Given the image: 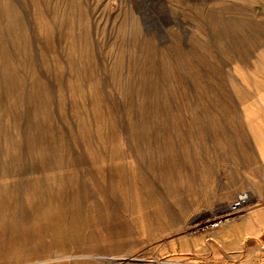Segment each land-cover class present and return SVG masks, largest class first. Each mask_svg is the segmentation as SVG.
Here are the masks:
<instances>
[{
    "label": "rangeland",
    "instance_id": "1",
    "mask_svg": "<svg viewBox=\"0 0 264 264\" xmlns=\"http://www.w3.org/2000/svg\"><path fill=\"white\" fill-rule=\"evenodd\" d=\"M38 1L0 0V264H264V0Z\"/></svg>",
    "mask_w": 264,
    "mask_h": 264
},
{
    "label": "bare ground",
    "instance_id": "2",
    "mask_svg": "<svg viewBox=\"0 0 264 264\" xmlns=\"http://www.w3.org/2000/svg\"><path fill=\"white\" fill-rule=\"evenodd\" d=\"M37 1H38V0H36V2H37ZM39 1H40V0H39ZM39 1H38V4L42 2V0H41V2H39ZM214 2H215V1H214ZM34 3H35V1H34ZM215 3H216V2H215ZM36 4H37V3H36ZM212 4H213V3H212ZM218 4H219V2H218ZM218 4H217V5H218ZM9 8H11V7H9ZM211 8H212V7H211ZM213 8H214V7H213ZM219 8H220V6H219ZM231 8H232V6H231ZM7 9H8V7H7ZM232 9H233V8H232ZM5 10H6V8H5ZM213 10H214V9H213ZM220 10H221V9H220ZM8 11H9V9H8ZM5 12H6V11H5ZM5 12H4V13H5ZM214 12H215V11H214ZM218 12L220 13V11H218ZM218 12H217V13H218ZM7 13H8V12H7ZM5 14H6V13H5ZM6 15H7V14H6ZM6 15H5V17H6ZM215 15H216V13H215ZM219 15H221V14H219ZM8 16H9V13H8ZM8 16H7V17H8ZM32 16H33V15H32ZM234 16H235V15H234ZM255 16H256V14H255ZM71 17H72V16H71ZM202 17H203V16H202ZM202 17H201V18H202ZM204 17H205V19H206L207 16H204ZM209 17H210V16H209ZM235 17H236V16H235ZM235 17H234V18H235ZM245 17H246V16H245ZM247 17H249V16H247ZM261 17L264 19L263 16H261ZM31 18H32V17H31ZM201 18L199 17V20H200ZM212 18L215 19V17H212ZM241 18H242V17H241ZM249 18H253V17H249ZM255 18H256V17H255ZM3 19H4V17H3ZM8 19H10V17H8ZM35 19H37V18H35ZM214 19H213V20H214ZM224 19H225V18H224ZM238 19H239V18H238ZM263 19H262V20H263ZM41 20H42V19H41ZM69 20H70V19H69ZM196 20H197V18H196ZM201 20H202V19H201ZM201 20H200V21H201ZM206 20L209 21V20H212V19H206ZM206 20H205V21H206ZM218 20H219V19H218ZM225 20H226V19H225ZM235 20H236V18H235ZM241 20L243 21V19H241ZM258 20H259V17H258ZM0 21H1V20H0ZM38 21H39V20H38ZM70 21H72V20H70ZM230 21H231V20H230ZM256 21H257V19H256ZM40 22H41V21H40ZM40 22H39V24H37L38 27H39V25H41ZM201 22H202V21H201ZM215 22H216V21H215ZM215 22L213 21V24H212L213 26H214V23H215ZM226 22H227V20H226ZM240 22H241V21H240ZM30 23H31V22H30ZM36 23H37V21H36ZM195 23H196V22H195ZM203 23H204V22H203ZM210 23H212V22H210ZM210 23H209V24H210ZM236 23L238 24L239 22H236ZM243 23H245V22H243ZM243 23H242V25H243ZM247 23H248V22H247ZM259 23H260V22H259ZM32 24H33V23H32ZM192 24H193V23H192ZM196 24H198V22H197ZM205 24H207V23H205ZM229 24H230V23H229ZM237 24H236V25H237ZM254 24H255V23H254ZM207 25H208V24H207ZM212 25H210V26H212ZM216 25H217V24H216ZM216 25H215V26H216ZM226 25H227V24H226ZM230 25H231V24H230ZM234 25H235V24H234ZM234 25H233V27H235ZM33 26H34V24H33ZM191 26H192V25H191ZM201 26H202V27H201ZM201 26H200V28H203V26H205V25H201ZM243 26L245 27L246 24H244ZM247 26H248V25H247ZM250 26H251V24H250ZM9 27H10V26H9ZM43 27H44V26H43ZM205 27H208V26H205ZM216 27H219V26H216ZM227 27H228V26H227ZM227 27H226V28H227ZM237 27H238V25H237ZM248 27H249V26H248ZM2 28H5V27L3 26ZM7 28H8V27H7ZM10 28H11V27H10ZM39 28H40V27H39ZM39 28H38V29H39ZM198 28H199V27H198ZM211 28H212V27H211ZM12 29H13V28H12ZM42 29H43V28H42ZM59 29H60V28H58V31H59ZM207 29H208V28H207ZM214 29H215V28H214ZM214 29H213V30H214ZM217 29H220V28H217ZM229 29H230V28H229ZM229 29H227V32L230 33V32H231L230 30H232V32H233V28L230 29V30H229ZM234 29H236V28H234ZM238 29H239V28H237V30H238ZM241 29H242V27H240V30H241ZM250 29H251V28H250ZM258 29H259V28H258ZM194 30H195V29H194ZM205 30H206V29H205ZM208 30H210V27H209ZM208 30H207V31H208ZM222 30H223V29H222ZM228 30H229V31H228ZM240 30H239V31H240ZM2 31H3V29H2ZM4 31H5V30H4ZM4 31H3V32H4ZM12 31H13V30H12ZM60 31H61V30H60ZM60 31H59V33H60ZM202 31H203V30H202ZM225 31H226V30H225ZM247 31H248V30H247ZM200 32H201V31H200ZM200 32H199V33H200ZM210 32H212V31H210ZM214 32H215V31H214ZM214 32L212 33V35H214ZM218 32H219V31H218ZM220 32H221V31H220ZM222 32H223V31H222ZM0 33H1V32H0ZM234 33H235V32H234ZM242 33H243V32H242ZM249 33H250V30H249ZM200 34H201V33H200ZM217 34H218V33H216V35H217ZM236 34H237V33H236ZM244 34H245V33H244ZM3 35L5 36V33H4ZM10 35H11V33H10ZM180 35H181V34H180ZM251 35H252V34H251ZM12 36H13V35H12ZM201 36H203V35H201ZM205 36H206V35H205ZM209 36H210V35H209ZM209 36H207V37L209 38ZM246 36H247V34H246ZM252 36H253V35H252ZM215 37H216V36H215ZM168 38H169V37H168ZM196 38H197V37H196ZM201 38L203 39V37H201ZM241 38H242V37H241ZM246 38H247V37H246ZM11 39H12V38H11ZM171 39H172V38H171ZM176 39H177V37H176ZM178 39H179V38H178ZM199 39H200V37H199ZM204 39H205V38H204ZM215 39H216V38H215ZM235 39H236V38H235ZM237 39H238V38H237ZM243 39H245V38H243ZM205 40H206V39H205ZM208 40H209V39H208ZM246 40H247V39L242 40V41H246ZM171 41H172V40H171ZM171 41H170V42H171ZM175 41H177V40H175ZM175 41H174V42H175ZM183 41H184V40H182V43H183ZM199 41H200V40H199ZM206 41H207V40H206ZM210 41H211V40H210ZM210 41H209V42H210ZM217 41H218V39H217ZM242 41H239V42L241 43ZM11 42H12V41H11ZM14 42H15V41H14ZM172 42H173V41H172ZM1 43H2V42H1ZM179 43H181L180 40H179ZM184 43H185V42H184ZM186 43H187V42H186ZM195 43H196V42H195ZM198 43H199V42H198ZM198 43H197V46H198ZM218 43H219V42H218ZM222 43H224V42H221V44H222ZM244 43H245V42H244ZM7 44H8V43H7ZM167 44H168V43H167ZM173 44H174V43H173ZM219 44H220V43H219ZM241 44L243 45V43H241ZM251 44H252V43L249 44V47H250ZM8 45H9V44H8ZM39 45H40V44H39ZM164 45H165V44H164ZM187 45H189V44H187ZM177 46H178V45H177ZM189 46H190V45H189ZM251 46H253V45H251ZM7 47H8V46H7ZM170 47H171V44H170ZM178 47H179V46H178ZM180 47H181V46H180ZM186 47H187V46H186ZM194 47H196V46L194 45ZM3 48H4V46L2 47V49H3ZM130 48H131V47H130ZM133 48H134V47H133ZM184 48H185V47H184ZM190 48H191V47H190ZM192 48H193V47H192ZM192 48H191V49H192ZM246 48H247V46H246ZM165 49H167V47H165ZM174 49H176V48H174ZM178 49H180V48H178ZM182 49H183V48L181 47V50H182ZM200 49H201V48H200ZM229 49H230V48H229ZM3 50H4V49H3ZM3 50H2V51H3ZM64 50H65V48H64ZM71 50H72V49H71ZM163 50H164V48H163ZM176 50H177V49H176ZM186 50H188V48H187ZM186 50H185V51H186ZM194 50H196V49H193V51H194ZM204 50H205V49H204ZM68 51H69V50H68ZM133 51H134V49H133ZM166 51H167V50H166ZM173 51H174V50H173ZM183 51H184V50H183ZM185 51H184V52H185ZM191 51H192V50H191ZM71 52H72V51H70V54H71ZM174 52H175V51H174ZM174 52H173V53H174ZM177 52H178V51H177ZM189 52H190V51H189ZM205 52L207 53V51H205ZM67 53L69 54V52H67ZM192 53H193V52H191V54H192ZM200 53H201V52H200ZM222 53H223V52H222ZM222 53H221V54H222ZM224 53H226L225 50H224ZM224 53H223V54H224ZM260 53H261V52H260ZM70 54H69V56H71ZM174 54H176V53H174ZM185 54H186V52H185ZM187 54H188V52H187ZM191 54H190V55H191ZM201 54H202V53H201ZM201 54L199 55L200 57H201ZM203 54H204V53H203ZM227 54H228V53H227ZM227 54H226V56H227ZM231 54H232V53H231ZM246 54H247V53H246ZM256 54L259 55L258 53H256ZM65 55H66V54H65ZM179 55H180V54H179ZM188 55H189V54H188ZM190 55H189V56H190ZM193 55H194V54H192V57H193ZM233 55H234V54H233ZM69 56H68V57H69ZM129 56H130V55H129ZM129 56H128V57H129ZM161 56H162V55H161ZM161 56H160V57H161ZM177 56H178V55H177ZM183 56H184V54H183ZM186 56H187V55H186ZM259 56H260V55H259ZM172 57H173V56L170 57L171 60H173ZM178 57L181 58V56H178ZM195 57H196V55H195ZM202 57H203V56H202ZM206 57H207V56L205 55V59L208 58V57H207V58H206ZM262 57H263V56H262ZM66 58H67V57H65V59H66ZM162 58H163V57H162ZM211 58H212V57H210V59H211ZM230 58H233V56L230 57ZM230 58H229V59H230ZM234 58H236V57H234ZM263 58H264V57H263ZM69 59H70V58H69ZM69 59H68V60H69ZM130 59H131V58H129V61H130ZM163 59H164V58H163ZM167 59H168V58H167ZM181 59H182V58H181ZM187 59H188V58H187ZM193 59H194V58H193ZM210 59H209V60H210ZM222 59H223V58H222ZM68 60H67V61H68ZM70 60H71V59H70ZM70 60H69V64H70ZM174 60H175V59H174ZM179 60H180V59H179ZM185 60H186V57H185ZM189 61H191V60L189 59ZM237 61H238V60H237ZM252 61H253V60H252ZM262 61H264V60L262 59ZM163 62H164V60H163ZM167 62H168V61H167ZM167 62H166V63H167ZM204 62H205V60H204ZM242 62H243V61H242ZM242 62H241V63H242ZM254 62H256V61H254ZM254 62H253V63H254ZM168 63H169V62H168ZM172 63H174V62H172ZM185 63H186V62H185ZM187 63H188V62H187ZM207 63H208V62H207ZM207 63H206V64H207ZM259 63H260V65H261V62H260V61H259ZM259 63H258V64L255 63L256 66L259 65ZM263 63H264V62H263ZM128 64H129V62H128ZM169 64H170V63H169ZM206 64H205V65H206ZM208 64H209V63H208ZM220 64H221V63H220ZM220 64H219V65H220ZM177 65H178V63H177ZM183 65H184V62H183ZM183 65H182V66H183ZM203 65H204V64H203ZM209 65H211V63H210ZM245 65H247V64H245ZM184 66H185V65H184ZM191 66H192V65H191ZM256 66H255V67H256ZM168 67H169V66H168ZM185 67H186V66H185ZM185 67H183V69H184ZM187 67H188V65H187ZM189 67H190V66H189ZM211 67H212V66H211ZM214 67H215V66H214ZM214 67H213V68H214ZM229 67H230V66H229ZM257 67H259V69H260V66H257ZM129 68L131 69V66H129ZM208 68H209V67H208ZM208 68H207V70H208ZM241 68H242V64H241ZM244 68H245V67H244ZM247 68H248V67H247ZM169 69H170V68H169ZM169 69H168V70H169ZM185 69H186V68H185ZM190 69H191V68H190ZM195 69H196V68H195ZM227 69H228V68H227ZM231 69H232V68H231ZM242 69H243V68H242ZM248 69L250 70V68H248ZM254 69H255V68H254ZM259 69H258V71L261 70V69H260V70H259ZM187 70H189V68H188ZM187 70H186V71H187ZM228 70H229V69H228ZM233 70H234V73H233V72H231V73H233V75L235 74V75L238 76L240 79L245 80L244 78L247 77V76H245L246 73L241 72V70L238 69V66H237V67H234ZM251 70H253V69H251ZM178 71H179V70H178ZM181 71H182V70H181ZM186 71H184V72L186 73ZM189 71H190V70H189ZM189 71H187V72H189ZM191 71H192V69H191ZM191 71H190V72H191ZM230 71H231V70H230ZM4 72H5V71H4ZM127 72H128V71H127ZM184 72H182V73L184 74ZM205 72H206V71H205ZM208 72H209V71H208ZM227 72L230 73L229 71H227ZM246 72H247V71H246ZM248 72H249V71H248ZM248 72H247V73H248ZM255 72H256V71H254V73H255ZM191 73H193V71H192ZM216 73H217V71H216L214 74H216ZM256 73H257V72H256ZM259 73L262 74V72H259ZM186 74H187V73H186ZM226 74H227V73H226ZM226 74H225V75H226ZM260 74H259V75H260ZM127 75H128V74H127ZM180 75H181V74H180ZM189 75H190V74H189ZM229 75H230V74H229ZM235 75H234V76H235ZM246 75H247V74H246ZM259 75H258V76H259ZM263 75H264V74H263ZM8 76H9V75H8ZM173 76H174V75H173ZM173 76H172V77H173ZM206 76H207V75H206ZM251 76H252V74H251ZM127 77H128V76H127ZM187 77H188V76H187ZM191 77H192V76L190 75V79H191V80H187V79H186V80H187V81H190V82L193 81L194 79H193V77H192V78H191ZM220 77H221V76H220ZM222 77H224V76H222ZM228 77H230V76H228ZM232 77H233V76H232ZM255 77H257V76L255 75ZM185 78H186V77H185ZM210 78H211V75H210ZM262 78H263V76H262ZM181 79H182V77H181ZM183 79H184V78H183ZM192 79H193V80H192ZM212 79H213V78H211V80H212ZM234 79H235V77H234ZM246 79H248V78H246ZM250 79L252 80L253 78L250 77ZM250 79H249V80H250ZM257 79H259V78H257ZM186 80H185V81H186ZM208 80H209V79H208ZM260 80H261V78H260ZM172 81H174V80L171 79V83H172ZM176 81H177V80H176ZM185 81H184V82H185ZM209 81H210V80H209ZM214 81H215V80H214ZM227 81H228V80H227ZM237 81H238V80H237ZM174 82H175V81H174ZM190 82H189V83H190ZM193 82H194V81H193ZM232 82H233V81H232ZM234 82H235V84H236V81H235V80H234ZM242 82H243V81H242ZM185 83L187 84V82H185ZM185 83H184V84H185ZM237 83H238V82H237ZM243 83H244V82H243ZM247 83H248V82H247ZM247 83H246V84H247ZM173 84H174V83H173ZM173 84H172V85H173ZM186 84H185V86H187ZM191 84H192V83H191ZM195 84H196V83H195ZM180 85H181V84H180ZM192 85H194V84H192ZM232 85H233V84H230V88H231ZM241 85H242V84H241ZM244 85H245V83H244ZM244 85H243V86H244ZM194 86H196V85H194ZM234 86H235V85H234ZM238 86H240V85L238 84ZM243 86H242V87H243ZM245 86H246V85H245ZM170 87H172V86H170ZM173 87H174V86H173ZM173 87H172V88H173ZM188 87H189V86H188ZM188 87H183V88H186V89H187ZM236 87H237V84H236V86H235V89H236ZM246 87H248V86H246ZM249 87H250V86H249ZM172 88H171V89H172ZM189 88H190V87H189ZM195 88H197V90H198V87H197V86H196ZM195 88H193V89H195ZM199 88H200V87H199ZM203 88H204V86H203ZM228 88H229V87H228ZM263 88H264V87H263ZM169 89H170V88H169ZM171 89H170V90H171ZM174 89H175V88H174ZM191 89H192V86H191ZM241 89H242V88H241ZM248 89H249V88H248ZM195 90H196V89H195ZM237 90H238V87H237ZM251 90L254 91V88H253V89L251 88ZM261 90H262V89H261ZM198 91H199V90H198ZM239 91H241V90H239ZM246 91H247V89H246ZM188 92H190V91L188 90ZM191 92H192V91H191ZM234 92H235V91H234ZM234 92H233V93H234ZM237 92H238V91H237ZM237 92H235V93H236V97H235V98H237V94H239V93H237ZM70 93H71V92H70ZM172 93H173V92H172ZM197 93H198V92H197ZM205 93H206V92H205ZM179 94H180V93H179ZM185 94H186V93H185ZM191 94H193V93H191ZM191 94H189V95L191 96ZM241 94H242V93H241ZM256 94H257V92H256ZM9 95H10V94H9ZM176 95H177V94H176ZM182 95H183V93H182ZM186 95H187V94H186ZM197 95H198V94H197ZM234 95H235V94H234ZM178 96H179V95H178ZM190 96H189V97H190ZM238 96H239V95H238ZM180 97H181V96H180ZM187 97H188V96H187ZM192 97H193V96H192ZM182 98H183V97H182ZM182 98H181L180 100H182ZM190 98H191V97H190ZM187 99H189V98H187ZM215 99H216V98H215ZM180 100H179V98H178V104L180 103V102H179ZM236 100H237V99H236ZM238 100H240L239 97H238ZM183 101H184V100H183ZM187 101H188V100H187ZM181 104H182V103H181ZM184 104H185V103H184ZM184 104H183V105H184ZM186 104H187V103H186ZM187 105H188V104H187ZM187 105H186V106H187ZM190 105H191V104H190ZM83 106H84V105H83ZM93 106H94V105H93ZM95 106H96V105H95ZM180 106H181V105H180ZM188 106H189V105H188ZM203 106H204V105H203ZM87 107H89V106H87ZM90 108H91V107H90ZM184 108H185V107H184ZM184 108H182V109H184ZM182 109H181V110H182ZM93 110H95V109L93 108ZM95 111H96V110H95ZM178 111H179V110H178ZM91 112H92V111H91ZM194 112H195V111H194ZM203 112H204V111H203ZM178 113H179V112H178ZM178 113H177V114H178ZM204 113H205V112H204ZM201 114H202V113H201ZM226 114H227V113H226ZM183 115H184V114H183ZM193 115H195V114H193ZM93 116H94V113H93ZM93 116H91V118H92ZM95 116H96V115H95ZM95 116H94V118H95ZM205 116H206V115H204V117H205ZM177 117H178V116H177ZM192 117H193V116H192ZM206 117H207V116H206ZM9 118H11V116H10ZM4 119H5V118H4ZM4 119H3V120H4ZM11 119H12V118H11ZM163 119H164V118H163ZM195 119H196V118L194 117V120H195ZM230 119H231V118H230ZM91 120H92V119H91ZM194 120H192L193 123L196 122V121H194ZM206 120H207V119H206ZM206 120H205V121H206ZM0 121H1V120H0ZM164 121H165V120H164ZM258 121H259V120L254 119V121H252V123L255 122L254 125H257ZM90 122H91V121H90ZM3 123H4V122H3ZM7 123H8V122H7ZM210 123H211V121H210ZM12 124H13V123H12ZM259 124H260V123H259ZM7 125H9V124H7ZM13 125H14V124H13ZM84 125H85V124H84ZM197 126H198V125H197ZM7 127H8V126H7ZM194 127H195V124H194ZM194 127H193V128H194ZM90 128H91V127H90ZM191 128H192V126H191ZM193 128H192V129H193ZM195 128H196V127H195ZM187 129H188V128H187ZM208 129H210V128H208ZM11 130H12V129H11ZM19 130H20L19 132H22V131H21V128H19ZM195 131H196V130H195ZM210 131H211V130H210ZM0 132H1V131H0ZM3 132H4V130L2 131V134H4ZM5 132H6V131H5ZM9 132H10V131H9ZM188 132H189V131H188ZM192 132H194V130H192ZM198 132H199V131L197 130V133H198ZM0 134H1V133H0ZM198 134H199V133H198ZM6 135H7V134H6ZM86 135H87V134H86ZM181 135H182V137H183V134H181ZM190 136H191V135H190ZM4 137H5V136H4ZM7 137L9 138V135H8ZM185 137H186V136H184V138H185ZM0 138H1V137H0ZM2 138H3V136H2ZM85 138H86V137H85ZM171 138H173V137H171ZM185 139H186V138H185ZM197 139H198V138H197ZM82 140H83V139H82ZM172 140H173V139H172ZM191 140H192V138L190 137V140H189V141L191 142ZM7 141H10V140H7ZM192 141H193V140H192ZM84 142H85V141H84ZM15 144H16V143H15ZM19 146H20V145H19ZM18 148H19V147H18ZM173 151H174V150H173ZM247 194H248V193H247ZM247 197H248V196H247ZM239 199H240V201H239V202H236V203H235L236 205L241 204V202H243V201L246 199V194L241 195ZM230 206H231V205H230ZM227 207H228V206H227ZM221 208H222V207H221ZM228 209H229V208H228ZM230 210H231V209H230ZM232 210H233V208H232ZM237 210H238V209H237ZM224 211H225V210H224ZM228 211H229V210H228ZM228 211H226V212H228ZM238 211H239V210H238ZM231 212H232V211H231ZM235 213H236V212H235ZM229 214H230V213H228L227 215H229ZM231 214H233V213H231ZM225 217H226L225 215H223V216L221 215V216H219L217 219L220 220V219H223V218H225ZM96 256H97V255H96Z\"/></svg>",
    "mask_w": 264,
    "mask_h": 264
},
{
    "label": "crops",
    "instance_id": "3",
    "mask_svg": "<svg viewBox=\"0 0 264 264\" xmlns=\"http://www.w3.org/2000/svg\"><path fill=\"white\" fill-rule=\"evenodd\" d=\"M243 194H246V196H247V192H244ZM243 194H241V195H243Z\"/></svg>",
    "mask_w": 264,
    "mask_h": 264
}]
</instances>
